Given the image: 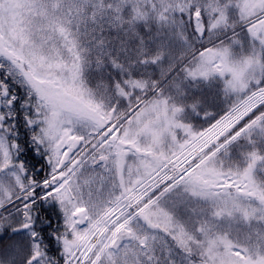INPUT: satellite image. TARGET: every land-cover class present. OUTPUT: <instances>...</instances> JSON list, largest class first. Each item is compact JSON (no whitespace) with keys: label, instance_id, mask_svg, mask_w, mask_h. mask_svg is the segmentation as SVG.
Returning <instances> with one entry per match:
<instances>
[{"label":"snow or ice","instance_id":"obj_1","mask_svg":"<svg viewBox=\"0 0 264 264\" xmlns=\"http://www.w3.org/2000/svg\"><path fill=\"white\" fill-rule=\"evenodd\" d=\"M0 264H264V0H0Z\"/></svg>","mask_w":264,"mask_h":264}]
</instances>
